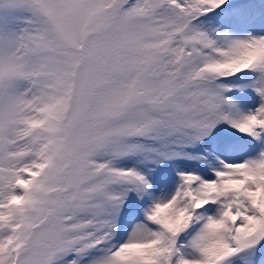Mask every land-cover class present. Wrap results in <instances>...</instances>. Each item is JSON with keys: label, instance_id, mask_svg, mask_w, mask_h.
Here are the masks:
<instances>
[{"label": "snow or ice", "instance_id": "obj_1", "mask_svg": "<svg viewBox=\"0 0 264 264\" xmlns=\"http://www.w3.org/2000/svg\"><path fill=\"white\" fill-rule=\"evenodd\" d=\"M0 264H264V0H0Z\"/></svg>", "mask_w": 264, "mask_h": 264}]
</instances>
